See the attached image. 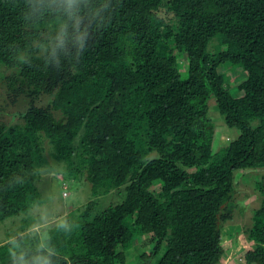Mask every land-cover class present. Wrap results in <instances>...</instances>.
<instances>
[{
  "label": "trees",
  "instance_id": "trees-1",
  "mask_svg": "<svg viewBox=\"0 0 264 264\" xmlns=\"http://www.w3.org/2000/svg\"><path fill=\"white\" fill-rule=\"evenodd\" d=\"M0 82V115L28 102L0 120V224L42 202L50 157L123 195L20 227L0 264H222L235 175L264 170V0H0ZM213 113L239 131L218 150ZM261 178L242 264H264Z\"/></svg>",
  "mask_w": 264,
  "mask_h": 264
},
{
  "label": "rangeland",
  "instance_id": "rangeland-1",
  "mask_svg": "<svg viewBox=\"0 0 264 264\" xmlns=\"http://www.w3.org/2000/svg\"><path fill=\"white\" fill-rule=\"evenodd\" d=\"M186 63V59H181ZM182 62V63H183ZM186 73V65L182 68ZM2 82H0V88ZM45 97L42 102L44 103ZM28 108V102L20 99L14 108L5 114L0 115V120L6 123H21L18 115ZM218 114V113H217ZM213 120L216 123L215 148L226 146L230 141L238 137L239 131L229 129L224 120L213 113ZM49 156L51 150L46 152ZM264 176V170L239 171L235 175V187L238 192L236 207L234 208V218L223 225L222 237L225 256L222 264H242L243 255L250 247L246 241L247 230L252 226L253 210L261 205L262 196L254 187L255 182ZM262 179V178H261ZM38 188L41 193L42 202L38 203L27 215H20L9 218L0 224V243L8 240L7 235L15 236L22 226H27L26 231L33 229L50 228L59 221H73L78 212L84 209L92 200L99 201V207L107 206L111 203L120 202L123 195L112 192L109 195L95 197L92 184L89 183L85 175L71 172L64 163L57 164L50 157V166L41 171L38 179ZM161 183H156V188H160ZM122 202V201H121ZM26 219V221L24 220ZM145 239L138 241L129 250V260L135 262L136 255L142 251H151L153 244L144 243Z\"/></svg>",
  "mask_w": 264,
  "mask_h": 264
}]
</instances>
